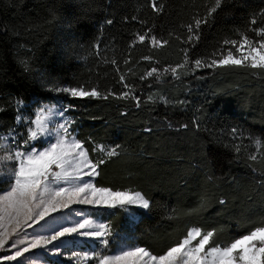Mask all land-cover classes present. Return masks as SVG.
Masks as SVG:
<instances>
[{
    "label": "trees",
    "instance_id": "16d2710c",
    "mask_svg": "<svg viewBox=\"0 0 264 264\" xmlns=\"http://www.w3.org/2000/svg\"><path fill=\"white\" fill-rule=\"evenodd\" d=\"M152 3L0 0V137L27 136L21 111L63 106L90 158L106 161L96 186L151 203L90 210L110 228L105 254L125 242L159 255L192 228L214 230L211 243L227 246L264 226V70L194 65L226 55V40H264V0H222L210 16L215 0H155L159 11Z\"/></svg>",
    "mask_w": 264,
    "mask_h": 264
},
{
    "label": "snow or ice",
    "instance_id": "6c2138e0",
    "mask_svg": "<svg viewBox=\"0 0 264 264\" xmlns=\"http://www.w3.org/2000/svg\"><path fill=\"white\" fill-rule=\"evenodd\" d=\"M221 3L222 0H215L208 15L216 13ZM152 7L156 11L160 10L155 0ZM201 23H207V19L195 21L197 31ZM188 31L193 32L191 25ZM258 34L264 36V29H260ZM139 40L143 42L145 36L140 35ZM153 42H156L154 38ZM223 43L231 45L226 55L222 54L221 58L211 59L210 62L196 59L195 67L229 66L264 70V40L253 42L243 37L239 43L227 40ZM232 48L239 53L238 56L233 54ZM115 63L113 61V64ZM171 71L176 75L177 68ZM156 72L157 69L153 68L147 75L151 77ZM123 79L121 77L122 81ZM59 91L69 93L72 97L100 95L95 89L85 91L64 87ZM127 97L128 93H124L123 98ZM132 98L136 99L139 106V100ZM54 116H64V110L50 106L35 113L34 118L29 121L27 136L22 142L16 143L14 135L8 137L15 147L0 137V153H3L0 155V178H3L0 179V185L8 186L7 190L0 192V249H16L13 255L4 257V260L16 261L26 253L40 248L50 250L53 255H60L63 238L73 235L90 237L107 246V237L111 234L109 226L87 218L70 226L54 229L48 235L34 234L30 240L26 238L27 229L43 227L48 218L73 204L108 209L121 208L125 211L130 207L144 210L151 207L150 201L139 191H114L107 187H97L92 180L85 179H94L99 175L98 168L106 161H93L84 143L71 136V122L65 120L54 126L51 124ZM17 122H22L20 117H17ZM48 137H54V141L40 148L35 146L36 141ZM256 144L257 147L261 146L259 140ZM98 150L105 151L99 146ZM105 154L108 158L119 155L115 147L107 150ZM250 159L256 160L257 157L252 155ZM214 234V230L205 232L192 228L182 240L159 255L137 246L111 255L93 253L81 256L79 252H73L69 259H95L97 264H264V226L255 228L227 246L212 244ZM49 245H53V248L49 249Z\"/></svg>",
    "mask_w": 264,
    "mask_h": 264
},
{
    "label": "rangeland",
    "instance_id": "374dc122",
    "mask_svg": "<svg viewBox=\"0 0 264 264\" xmlns=\"http://www.w3.org/2000/svg\"><path fill=\"white\" fill-rule=\"evenodd\" d=\"M50 106L55 107L58 110L59 109L64 110V116H54L51 120V124L55 126V125H58V123L64 122L65 120L70 121L71 123L69 125V132L71 133V136L76 137V134L74 133V130H73L74 122L72 118L69 116L66 108L63 106L53 104V103L36 104L33 107L34 108L33 116H30L31 112L21 111L19 117L21 118L22 122H18V125L21 126V131L23 130V128L29 127V121L34 118L35 113H38L41 109H46ZM23 133L24 131L20 132V134H17V133L14 134V132H11L5 136L3 135L2 137L5 138L6 143L11 145L12 147H15V145L12 144L11 139H8V137L14 135L16 143H20L26 138L23 136L24 135ZM53 141H54V137H48L46 139L36 141L35 146L37 148H40L42 145L46 146L48 142H53ZM103 149L105 151H100V153L105 155V152L108 149H105V148ZM0 155H3V153H0ZM96 177L97 176H95V178ZM95 178L93 179L90 177H86L85 179H90L94 183ZM0 179H3V178H0ZM7 187H8L7 185H0V192L7 190ZM91 209H108V208H97V207H92L89 205L73 204L66 209H62L60 212L55 213L53 217L48 218L47 224H45L43 227L35 226L34 228L27 229L26 238L30 240L34 234H43V235L51 234V232L54 229H57L63 226H70L85 218L90 219L96 223H104L99 218H94L89 215ZM141 210H144V209H141ZM132 218H134L133 215H132ZM54 243H60V242H54ZM104 246L105 245L101 244L98 240H95L93 238L82 236V235H73V236H68V237L63 238L62 246L59 249L61 252L60 255H53L50 250H45L43 248H40V249H34L30 251L29 253H26L24 257L18 258L16 261H7V260H4V257L13 255L16 249H12L11 247L0 249V264H97V261L95 259L83 261V260H80L78 257L69 259V256L73 252H79L81 256L85 254L92 255L93 253L99 254V255H111L125 248L137 247V246L129 245L125 242H121L119 246L112 253L105 254L104 251L102 250V247ZM20 247H23V245H20ZM48 248L52 249L53 245H49Z\"/></svg>",
    "mask_w": 264,
    "mask_h": 264
}]
</instances>
